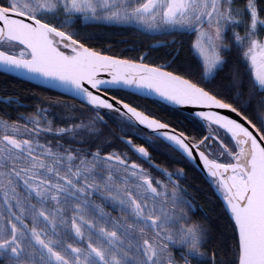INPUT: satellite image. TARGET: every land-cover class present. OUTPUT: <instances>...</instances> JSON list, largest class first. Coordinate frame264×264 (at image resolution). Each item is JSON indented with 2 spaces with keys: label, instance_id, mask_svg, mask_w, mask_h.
<instances>
[{
  "label": "snow or ice",
  "instance_id": "obj_1",
  "mask_svg": "<svg viewBox=\"0 0 264 264\" xmlns=\"http://www.w3.org/2000/svg\"><path fill=\"white\" fill-rule=\"evenodd\" d=\"M0 76V264H264V0H0Z\"/></svg>",
  "mask_w": 264,
  "mask_h": 264
},
{
  "label": "trees",
  "instance_id": "obj_2",
  "mask_svg": "<svg viewBox=\"0 0 264 264\" xmlns=\"http://www.w3.org/2000/svg\"><path fill=\"white\" fill-rule=\"evenodd\" d=\"M113 39L116 40V41H125V40L131 41L130 44H120L119 45L121 48H124V49H127L129 47H142V48L146 49V47H147V45L149 43H154V41H145L143 39H140V38L136 37L133 34H126V35H122V36H116V37H113ZM105 47H107V45H105ZM113 47L115 48L116 45H113ZM129 54L130 55H136V53H134V52L133 53H129ZM163 54H164L163 50H160V51L153 52L151 55H152L153 59L159 60V59L162 58ZM2 79H3V77L0 76V80H2ZM13 79L15 80L17 78L13 77ZM21 87L32 88L33 84L28 83V82H24L21 85ZM37 87H39V86H37ZM25 96H26L25 102L29 103V104L32 103V101L35 99V98L31 97L30 95H28L27 93H25ZM139 102L141 104L144 103L143 101H139ZM151 107L153 109H155L154 105H152ZM158 161H160L162 163H165V164H168L167 161H164L163 159L161 160V158L158 159ZM197 183L200 184L202 192L204 194V197L201 200V203H203L204 200H207L209 197H211L212 201L215 202L216 198H215V196H213L212 190L208 187L207 183H205V181L203 179H198ZM219 212H220V209L217 208V214H219Z\"/></svg>",
  "mask_w": 264,
  "mask_h": 264
},
{
  "label": "flooded vegetation",
  "instance_id": "obj_3",
  "mask_svg": "<svg viewBox=\"0 0 264 264\" xmlns=\"http://www.w3.org/2000/svg\"><path fill=\"white\" fill-rule=\"evenodd\" d=\"M154 156L156 157L157 160L161 158V160L163 159L164 161H167V163H170V161L167 160V159L165 158V156H163V155H157L156 153H154ZM164 164H165V163H164Z\"/></svg>",
  "mask_w": 264,
  "mask_h": 264
},
{
  "label": "water",
  "instance_id": "obj_4",
  "mask_svg": "<svg viewBox=\"0 0 264 264\" xmlns=\"http://www.w3.org/2000/svg\"><path fill=\"white\" fill-rule=\"evenodd\" d=\"M28 83H31V84H33L34 82H28Z\"/></svg>",
  "mask_w": 264,
  "mask_h": 264
}]
</instances>
